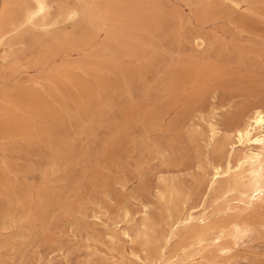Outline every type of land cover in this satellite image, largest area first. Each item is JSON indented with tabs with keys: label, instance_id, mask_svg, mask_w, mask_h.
<instances>
[{
	"label": "rangeland",
	"instance_id": "rangeland-1",
	"mask_svg": "<svg viewBox=\"0 0 264 264\" xmlns=\"http://www.w3.org/2000/svg\"><path fill=\"white\" fill-rule=\"evenodd\" d=\"M256 107L264 0H0V264H264Z\"/></svg>",
	"mask_w": 264,
	"mask_h": 264
},
{
	"label": "bare ground",
	"instance_id": "bare-ground-1",
	"mask_svg": "<svg viewBox=\"0 0 264 264\" xmlns=\"http://www.w3.org/2000/svg\"><path fill=\"white\" fill-rule=\"evenodd\" d=\"M154 10V9H153ZM91 16V15H90ZM106 18V17H105ZM235 141L232 143H239L245 145L246 155L239 160L238 168L248 165L253 171L263 175L264 174V109L260 107L254 108L252 114L248 116L244 125L240 126L235 133ZM237 138V139H236ZM234 147V146H233ZM233 168L232 162L228 161L225 167L222 165L214 166V183L219 181L224 175L229 173ZM264 188L262 182L256 179L254 187L251 190L250 196L258 200L261 196V191ZM194 220L193 212L188 211L184 220H178L175 230L179 227H186ZM127 235V233H125ZM216 238L215 240H217Z\"/></svg>",
	"mask_w": 264,
	"mask_h": 264
}]
</instances>
